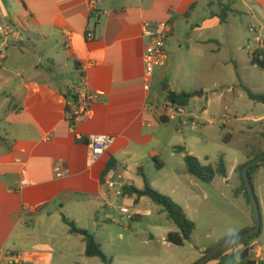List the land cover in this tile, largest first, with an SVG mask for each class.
Listing matches in <instances>:
<instances>
[{"label": "crops", "instance_id": "0c3cea01", "mask_svg": "<svg viewBox=\"0 0 264 264\" xmlns=\"http://www.w3.org/2000/svg\"><path fill=\"white\" fill-rule=\"evenodd\" d=\"M226 6V22L221 23L218 15ZM99 9L95 22L87 0H0V26L11 29L8 35L0 33V264H105L85 256L81 237L69 233L62 216L93 234L103 253L112 257L109 264H136L130 256L106 249L122 250L121 232L112 229L103 239L98 234L105 226H116L106 215L116 210L120 197L133 209L124 204L129 212L122 213L121 206L118 211L130 220L141 218L135 207L146 197L135 202V196L117 191L125 186L141 189L133 180H142L139 169L146 163L155 166L154 158L165 167L160 156L169 148L171 158L177 154V146L161 137L159 118L174 119L166 115L164 87L186 91L184 85L191 82L190 91L204 93L198 97L212 95L222 105V118L246 129L259 128L264 135L260 103L244 90L264 94V60L258 64L251 59L254 44L247 31L254 24L264 39V0H99ZM144 21L167 22L171 28L167 64L155 70L149 90L143 83ZM87 32L93 37L86 38ZM82 75L87 89L101 94L92 104L93 117L71 128L66 107L73 100L72 83ZM89 134L114 139L91 164L83 141ZM183 155L174 159L175 170L186 176ZM248 158L236 160L230 170L225 165L226 176L208 183L218 196L223 198L216 187L232 180L236 167ZM107 163L114 168L104 175ZM234 178L236 198H243L237 173ZM252 185L261 234L247 256L264 264V167L256 170ZM166 194L185 209L173 194ZM253 225L243 215L237 227L196 247L184 264H194L213 243Z\"/></svg>", "mask_w": 264, "mask_h": 264}, {"label": "rangeland", "instance_id": "374dc122", "mask_svg": "<svg viewBox=\"0 0 264 264\" xmlns=\"http://www.w3.org/2000/svg\"><path fill=\"white\" fill-rule=\"evenodd\" d=\"M63 72L67 71L64 69ZM167 82V80L164 81L166 85ZM193 86L194 84L189 82L184 85L183 89L190 91ZM258 107L264 113V105L260 103ZM205 108L208 109L206 113L203 112ZM221 111L222 105L216 101L214 96L193 97L186 107V112L184 111L180 115L182 124L178 115L168 122L159 123L162 140L171 143V145L184 146V151H190L191 153H189L198 158L203 165L214 166L222 158L228 170L236 160H244L247 154L252 156L260 148L264 150V135L259 134L261 132L259 128L240 127L241 122L235 123L232 118H222ZM187 113L191 114L192 121L188 120ZM224 123H230L231 126H224ZM227 133L231 137L225 141ZM244 148L248 150H244ZM161 150L165 152L164 148ZM180 154L182 153H177L173 157L179 159ZM170 155V148L166 155L161 154L160 161L167 163L162 169H157L150 163H146L143 171L151 187L165 195H167L166 193L173 194L174 198L183 204L185 209L181 208L187 217L195 223L196 228L191 239L183 246L164 242L162 236L166 230L174 231L176 227L166 219L163 208L145 198L135 207L140 211L141 218L130 220L129 214L123 215L118 210L119 206L124 204L130 210L133 207L124 203L126 198L120 197L116 210H112L106 215L107 218L110 217L116 221V226H105L99 232L98 238L103 239L105 234L112 229L121 232L122 250L108 246L106 249L117 252L116 254L119 256H130L136 264H184L191 256L195 255L196 247L201 249L202 246L211 244L213 239L219 238L237 227L243 215L254 220L251 204L247 202L245 195L243 194V198H236V192L233 189L236 173L227 184L216 187L217 193L222 194L223 199L212 190V186L209 184L188 174L181 176V173L176 172L175 168L178 167V164L174 161L175 158H171ZM133 180L140 188L143 187L141 178L134 177ZM190 181L196 185L191 186ZM178 205L180 206V204ZM101 218H103L102 215ZM128 224H130L129 227ZM207 235H209L208 239H206ZM116 241H119L117 237ZM127 246L129 252L125 250ZM110 258L112 259V257Z\"/></svg>", "mask_w": 264, "mask_h": 264}, {"label": "trees", "instance_id": "16d2710c", "mask_svg": "<svg viewBox=\"0 0 264 264\" xmlns=\"http://www.w3.org/2000/svg\"><path fill=\"white\" fill-rule=\"evenodd\" d=\"M190 10L191 9L189 8V11ZM227 10H228V7L226 6L225 9H223L221 13L218 15L221 23L226 22ZM189 11H187L186 15H188ZM163 90L166 92L165 94L166 102H169L173 106H180L183 108L188 106L190 100L193 97L202 96L204 94L202 90L176 92V91L169 90L165 87L163 88ZM244 90L249 99L259 102L264 105V94H254L245 87H244ZM66 112L68 114V107H66ZM159 121L162 123H165V122H168L169 119L165 116H161L159 118ZM229 139H230V134L227 133L225 136V141H228ZM83 141L85 142V139H83ZM184 150H185L184 146H177L173 148L174 152L184 153L183 161H184L186 172L189 175L207 184L210 183L216 176H222V177L226 176V167H225V164L222 158H220L218 163L214 166L210 164L203 165L198 160V158H196L195 156L191 155L188 152H185ZM259 155H262V153L259 151H257L256 153H253L252 156L249 155L248 160L245 163L238 165L235 169L236 173L238 174V178L240 180L239 191L243 192L249 204L251 203H250L249 196L245 188V184L242 178L241 171L247 162H249L251 159ZM153 160L155 162L154 164L156 168L158 169L162 168V165H163L162 163H159L155 158ZM259 167H264V163L254 165L249 168L248 174H249L251 183L253 182L254 173ZM112 168H114V163H107V166L103 174L105 175ZM139 174L141 175L142 180H143V187L141 189H137L133 186H125L121 188V194L128 195V196H135V199H134L135 202H137L142 197H146L150 199L152 202H154L155 204L161 206L166 213V219L172 224H174L176 227V230L169 231L166 234L165 241L175 246H183L186 242H188L191 239V235L196 227L195 223L187 217V215L185 214L181 206H179L176 202H174L172 198H170L169 196L165 194L158 192L157 190L151 187L142 169H139ZM258 207H259V204H258ZM253 219L255 223V217ZM62 221L68 227L69 233L81 237L84 243L85 256L98 258L101 262L105 264L111 263L112 259L103 253L100 244L96 242L92 233H90L89 231L85 229L78 228L76 224L74 223V221L69 220L64 216H62ZM250 228L251 227L244 229L237 235L249 230ZM260 234H261V225H260V229L255 234H253L251 237L226 246L225 248L217 252L205 264H209L210 262L215 261V260L219 261L218 264H228L232 260H237V264H257L254 259H250L248 256L244 257L243 259H239V254L245 247H249L251 242L256 240L260 236ZM226 239L228 238H225V239H222V240H219L213 243L211 246H209L208 248L204 250L203 255L206 254L214 246H216L217 244H219L220 242Z\"/></svg>", "mask_w": 264, "mask_h": 264}, {"label": "built area", "instance_id": "2783aa9c", "mask_svg": "<svg viewBox=\"0 0 264 264\" xmlns=\"http://www.w3.org/2000/svg\"><path fill=\"white\" fill-rule=\"evenodd\" d=\"M87 7L91 18L98 22L101 15L99 9V0H87ZM257 26L250 24L247 31L252 35L254 48L251 51V59L255 63H262L264 60V39L258 33ZM11 31L9 25H1L0 33L8 35ZM171 33V28L167 22H149L144 21L141 25V35L146 40L142 60L144 65L143 83L144 89L149 90L150 81L156 69L164 67L167 64V39ZM86 38H92L91 32L85 34ZM73 100L68 107V121L71 128L83 119H91L94 115L92 104L97 100L101 94L96 91H89L86 87L84 76H80L72 83ZM166 115L173 118L175 115L180 116L184 113V108L180 106H173L169 102L164 106ZM80 139V138H79ZM114 139L106 134H89L85 138L87 146V162L89 164L97 160L101 155L106 153ZM56 175L59 177L60 171L55 169ZM111 178V175H109ZM109 178V179H110ZM112 186V183H109ZM117 195H121V191H117ZM122 213H128L127 207L121 206Z\"/></svg>", "mask_w": 264, "mask_h": 264}, {"label": "water", "instance_id": "95a60500", "mask_svg": "<svg viewBox=\"0 0 264 264\" xmlns=\"http://www.w3.org/2000/svg\"><path fill=\"white\" fill-rule=\"evenodd\" d=\"M264 163V154L259 155L253 159H251L249 162H247L244 167L242 168V178L245 184V188L246 191L248 193L249 196V200L251 203V207L254 213V217H255V223L254 225L247 231L237 235V236H233L230 237L222 242H220L219 244H217L216 246H214L212 249H210L206 254H204L200 259H198L194 264H205L207 261H209L217 252H219L220 250H222L223 248H225L226 246L241 241V240H245L248 239L249 237H251L253 234H255L259 229H260V225H261V218H260V212H259V207H258V203L254 194V190H253V185L251 183L248 171L249 168L254 166V165H258ZM250 248L249 247H245L241 253L239 254V259H243L244 257H246L249 253Z\"/></svg>", "mask_w": 264, "mask_h": 264}]
</instances>
